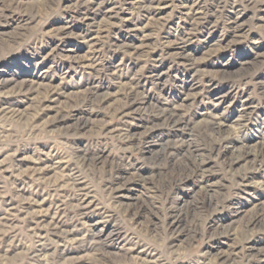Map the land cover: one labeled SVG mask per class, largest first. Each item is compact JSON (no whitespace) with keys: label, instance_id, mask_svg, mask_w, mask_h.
Listing matches in <instances>:
<instances>
[{"label":"rangeland","instance_id":"1","mask_svg":"<svg viewBox=\"0 0 264 264\" xmlns=\"http://www.w3.org/2000/svg\"><path fill=\"white\" fill-rule=\"evenodd\" d=\"M11 1L15 5L8 11L5 7ZM76 1L0 0L4 10L0 16H9L0 21V37L6 38L19 29V36H11L1 46L5 48L0 50V103L20 110L21 116L29 115L28 121L33 123L20 127L7 121L4 127L0 126V230L6 229L5 236H0V264H43L52 257L55 264H71L75 260L83 264H264V226L247 227L256 207L264 204L263 170L249 175L243 186L238 182L245 170L243 164L228 173L222 166L213 165L212 159H206L204 164L212 168L197 182L173 183L171 177L154 176L143 183L135 177L122 188L123 195L114 204L101 193L104 174L80 175L72 169V163L66 164L76 149H88L116 160V168L126 169L127 175L151 178L157 169H151L142 158L153 155L164 141L187 134L185 130L159 128L152 142L141 143L140 153L131 151L114 130L135 133L141 125L151 123L150 117L142 116L140 110L125 120L110 121L102 110L89 112L80 104L79 98L93 87L100 94L109 95L108 105L113 108L122 84L128 82L137 84L151 104L184 105L191 129L202 126L209 114L219 116L228 125L241 119L237 138L249 145L259 143L264 138V95L259 90L264 82V7L258 9L254 4L264 0H252V7L246 6L247 0ZM148 2L153 6L148 8ZM196 4L198 10L193 13L185 8ZM109 10L113 14L106 24L114 25H109L108 30L111 42L91 47L89 38L96 36L95 29L85 26L83 19L87 16L92 22H101ZM200 11L208 16L199 18ZM232 21L239 22L235 33L228 26ZM61 28H66L63 39L56 33ZM134 48L140 50L135 55ZM179 54L187 55V61ZM85 56L90 59L85 65L101 66L94 69L75 64ZM193 60L196 67L190 66ZM246 66L249 75L245 81L223 79L238 75ZM22 82L52 88L59 94L57 100L43 102L48 110L35 111L37 102L30 100L34 95H9ZM188 94H195V99L188 100ZM71 109L89 121L80 135L63 133L62 128L76 118L69 116ZM59 112L65 119L58 118ZM103 123L112 133L100 134ZM194 137L195 146L203 151L212 145L210 139L200 138L197 133ZM183 150L184 146L174 152L182 154ZM33 163L52 170L44 175V181L49 178L48 184L30 180L25 174ZM62 172L81 183L85 181L86 188L72 191L71 183L60 177ZM56 178L59 182L55 187ZM208 185H212L210 193L220 195L224 204L215 213L205 212L199 218L194 205L202 201L201 188ZM78 201L86 206L84 210L77 209ZM128 205L132 209L123 221ZM59 208L61 223L57 227L67 234L41 240L32 230L35 223L41 222L40 233L44 237L42 231L50 225L48 214L53 215ZM172 220L179 221L175 231L170 230ZM98 232L105 254L86 247V243L80 244L84 237ZM116 233L118 236L113 237ZM40 243L45 250L38 253ZM128 249L132 250L128 253ZM36 254L40 256L33 257ZM221 256L228 257L223 261Z\"/></svg>","mask_w":264,"mask_h":264},{"label":"bare ground","instance_id":"2","mask_svg":"<svg viewBox=\"0 0 264 264\" xmlns=\"http://www.w3.org/2000/svg\"><path fill=\"white\" fill-rule=\"evenodd\" d=\"M153 1L154 0H150L149 2H153ZM76 2L80 3V0H78ZM149 2H148V4H146V5H148V8L153 6L152 3H149ZM245 4H246V6H251V7L255 5L258 9H263V7H264V2L253 5L252 0H247ZM12 5L13 6L15 5L14 1H11L8 4V7H5V6H3V7H5L6 10L8 9V11H9V10L13 9ZM0 7H1L0 11L3 12L4 10L2 8V4H0ZM185 8L188 10V12L198 10L197 4L194 7H192V5H191V6H186ZM80 12L81 11L78 12L79 15H81ZM111 14H113V10L106 11V13L104 14V18L102 19L103 21L105 20L104 22L103 21L96 22V23L92 22L90 18H87V16H85V18L83 19V21L85 22V26H89V27L95 29L94 31H95L96 36L89 38L90 42H93L92 45L90 44L91 47H93V45L95 46V43L99 44V46L100 45L102 46L104 44H107L108 42H111L108 30H109L111 25L112 26H114V25H113V23L106 24V22L108 23L109 20L111 21V18H112ZM198 14H199V18L201 15L203 17L208 16L206 14V12H203V11H200ZM8 17H9L8 15L2 14V16H0V21H2L3 19H6ZM197 20H198V17H197ZM238 23H239L238 21H232L228 24L229 29H231V31L233 33H235L237 27H239ZM262 28L264 29V25L262 26ZM260 29H261V27H260ZM18 30L19 29L17 28L15 34L11 33L12 35H10V36L7 35L6 38L4 37L5 39L4 38L2 39L0 37V50H1V48H3L1 46L7 42L8 38H10L11 36L12 37H15L17 35L19 36ZM56 33H57V36L59 38L63 39L66 36V28H61V29L57 30ZM67 33H68V31H67ZM122 47L126 48L128 46H122ZM4 48H5V46H4ZM134 50L136 51L134 53V55L140 51L139 49H136V48H134ZM186 56L187 55H183V56L180 55L179 57L182 60L187 61ZM67 58H69V56ZM88 62H90V59L88 56H85V57H79L75 64L82 65V67L92 68L93 65H91V66L85 65V63H88ZM100 64L101 63H95L93 68L95 69L97 67H100L101 66ZM253 64H255V62H253L251 65H253ZM196 65H197V63L194 60L192 61V64H190V66H193V67L194 66L196 67ZM248 67L246 66V67L242 68L239 71L238 75H235V76L225 75L227 77L223 78V79H229V80H234V81H238V82H243L246 80V78L249 75ZM194 72L196 73L198 71L194 70ZM130 82H132V81H130ZM128 83L126 85H125V83H123L124 85L121 83L122 89L119 91L120 92L119 99H117V105L113 108L108 105L109 104L108 103L109 102V97H108L109 95H105L104 93L100 94L98 91H96L97 88L95 89L93 87L89 88L87 91H85L82 96L79 95V96H81L79 98L80 104L84 105L85 109H87L89 112H95L98 110H102L105 113L104 116L107 117L108 120H110V121L114 120V119H121V120L124 119L125 120L126 118L132 116L134 114V112H136V111L140 112V110L143 111L142 116L150 117L151 123L141 125L140 131H136L135 133H130L127 130H120V131L118 129L114 130L115 133L119 132L120 141L125 144L124 146L127 145L128 150H131V151L136 150L138 152L139 151L141 152L142 151L140 148L141 143L145 142L144 144H148V143L152 142L154 139V136L156 134V130H158L159 128L170 127L172 129H177V130H185V132L187 134L183 138H177L176 140L164 141L163 144L159 145L158 151H156L155 153L152 152L153 155H151L147 158H142V160L144 162H146L148 165L151 166V169H157L155 171V173L153 175H151L152 176L151 178L143 177V174L127 175L126 171H125L126 169L122 168V170H121V169L116 168V164H117V163H115L116 160H111V159L106 158L105 156L102 155L101 152H93V151L88 150V149H82V150L76 149L74 152L72 151L73 153H71V156L69 158H67L68 160L66 159L67 160L66 164L72 163L73 167H74L72 169L76 173H79L80 175L81 174L84 175L87 172H92V173L98 172V173L104 174L106 177V180H105V183H102V185L100 184L101 193L103 195H105L106 197H108L114 204L119 203V199L123 195L122 194L123 193L122 188H124V186L127 183H130L131 181H133L135 179V177L140 179L143 183L148 182L150 179L153 180L154 176L155 177L158 176V178L161 176H164V178L171 177V181L173 183H181V182L183 183V181H186V183H188V182H190V181L192 182L194 180H196L195 182H197V179L201 180L202 176L204 174H207L209 172V170H211V168H212V165H210V164L205 165L204 164V161L206 159L207 160L212 159L214 162L213 165L222 166L223 169H225L226 172H228V173L233 171V169L236 168L237 166H241V164H243L245 166V170H244V173L241 175L240 180H238L239 184L243 185V186H244V183L246 182V180L248 179L249 175H251L257 171H262V170L264 171V138H261V141L255 145H249V143L244 141L241 137L237 138V136H238L237 135V128L239 126V123L241 122V119H236L233 124L228 125V124L224 123L223 120L219 116L209 114L210 118L208 117L209 118L208 121H206L205 123L202 122L203 123L202 126L199 124L200 125L199 127H194L193 129H191L192 126L188 127L187 124L189 123V121H187L185 119V117L187 118V116L183 110L184 105H182V106H175V105L170 106L167 104V102H163L162 104L161 103L160 104H156V103L151 104L150 100L146 97V95L144 96L143 92H141L139 90L137 84L134 83V84L128 85ZM54 89H56V88H54ZM259 90H260V93L262 95H264V82L261 83V87L259 88ZM199 91H197V92H199ZM1 93H6V91L1 92ZM9 95H11V96L12 95H14V96L15 95H22L23 98H28V97L30 98V96L34 95V98H32L30 100L37 102L35 104V106L37 105L35 111L39 112V111L48 110V108H49L48 106H44L45 103L43 104V102H45V101H48L47 103L55 102L57 100L56 96L59 94H58V92L54 91L50 87L42 88V86H40V85L34 86V84L27 86L26 82L25 83L22 82L17 86L16 89H14L12 92H9ZM188 97L194 98L195 94H188L187 99L189 100ZM3 100H5V99H3ZM11 107H5V106L1 105V103H0V126H3V124H5L4 122H7V121H11L10 124L11 123L19 124L17 126H20V125L28 126L29 124H33V123L28 121L29 115L27 116L23 112L25 115L23 114L24 116H21L20 110L18 111V109H16V108L11 109ZM75 107H77V106H75ZM72 110L73 109H71V112H69L68 114H69V116H73V117L75 116L76 118L72 121L71 124L65 126L62 129L64 130L63 131L64 134H68L69 136H76L80 132H82L83 130H86L87 126L89 125V121L87 119L84 120V118H81V116H78L77 111H75V109L73 111ZM61 114H62V112H61ZM61 114H60V112L57 114V116H59L58 118L65 119V116H61ZM35 119H33V120H35ZM47 125H49V124H44L45 127ZM99 131H100V134L103 132H111L112 133V130L108 129L106 123L101 124V126L99 127ZM195 133H197V136H199L200 138H204L206 140L210 139L212 145L207 149V151H203V150H201L195 146V140H196V138L194 137ZM89 135H91L90 132H89ZM183 146H184V150H183L182 154H180V153L177 154L174 152L176 149L183 148ZM143 153H144V150H143ZM49 170H51V169H49L47 167H42V165H37V163H33L32 166L28 169V172H26L25 174L28 175V178L30 180L36 181L38 183L48 184L46 181L49 178L46 177L47 180L45 179L46 181H44V175H46L45 173H47V171H49ZM62 170H64L63 171L64 173L67 171L65 168H63ZM63 172H62V175L60 174V177L63 178L64 181L67 180V181H69V183H71L70 186H71L72 191L76 190V191L82 192V190H84L86 188L87 185L84 184L85 181L81 183L80 180L75 179L76 177L74 179H72L73 176L65 175V174L63 175ZM147 173H149V171L146 172V174ZM69 174H71V173H69ZM147 175H149V174H147ZM58 180L59 179L56 178L53 182V185L55 187L57 186ZM61 182H60V184L64 183V182H62V183ZM169 183L171 184V182H169ZM51 184H52V182H51ZM119 184H121L122 187H120V188L116 187ZM112 185H113V187H112ZM54 186H52V187L55 188ZM173 186H174V184H173ZM208 186L209 187L205 186V187L201 188L203 190L202 201L199 204H197V203H196V205L193 204L195 207L194 213H195L196 217L201 218V216H203V214L205 212L210 213V214L215 213L219 209V207L224 204V201L220 200V198H221L220 195L215 196V195H212L210 193L209 188L212 187V185H208ZM71 198L69 200L74 199V198L73 199H71ZM64 200H67V199H64ZM62 203H64V202L62 201ZM76 206H77V209L79 211L84 210V208H86V206H84L81 202L77 203ZM121 206H124V205H121ZM131 209H132V206L128 205L127 209L124 211V216L122 218L123 221L127 220L126 217L128 215H130L129 210H131ZM9 210L14 211L15 209L10 208ZM254 211L255 212L251 215V217L249 218V220L247 222V227H252L253 229H255L257 227L264 226V204L256 207V209ZM75 212H76V210H75ZM187 212H189V210H187ZM171 213H174V211H171ZM60 214H61L60 208L57 209V212L53 213V215L50 216L48 214V216L50 218V225L48 228H46L44 230L42 229L44 237H41V233H40L41 227H39V226H40L41 222L35 223V228L32 230H33V232L35 231L37 233L38 238H40L41 240H46V238L48 236H53V237L57 236L58 237V236H62V234H67L66 233L67 231L65 232L63 230H60L59 227H57V224L61 223L60 218H59ZM63 215H65V214H63ZM170 215H173V214H170ZM136 216H137V214H136ZM7 221L8 220L6 218V223H7ZM44 221H43V224H44ZM1 224H2V222H1ZM178 227H179V221L178 220L177 221L172 220V222L170 223V228H171L170 230L175 231ZM1 230H0V236L4 237L5 232L3 230H6V229L3 228V230L2 231ZM99 232L91 234L90 236H87L86 238L84 237V239H82L80 241V244L86 243L85 244L86 247H90V249H93V250L97 251L98 253L103 252L102 248L104 246V242H103L102 235ZM193 235H195V234H193ZM112 236L117 237L118 234L117 233L114 235L112 234ZM42 242H44V241H42ZM58 247H60V246H58ZM39 248L41 250L39 249L38 253L43 252L45 250L44 246L41 243L39 245ZM131 250L128 249V253ZM103 253L105 254V252H103ZM37 256H40V255L36 254L33 257L38 258ZM108 256H109V254H108ZM116 257H118V256H116ZM227 257L221 256L220 260L224 261L225 259H227ZM135 259H137V258H135ZM215 259H217V258H215ZM99 261H100V259H99ZM137 261H138V259H137ZM143 261H144V259H143ZM55 262H56V260L54 259V257H52L50 259L45 260V262H43V264H53V263L55 264ZM71 264H83V262H81L79 260H75L74 262H71ZM100 264H102V263L100 262ZM145 264H155V263L153 261H145Z\"/></svg>","mask_w":264,"mask_h":264}]
</instances>
